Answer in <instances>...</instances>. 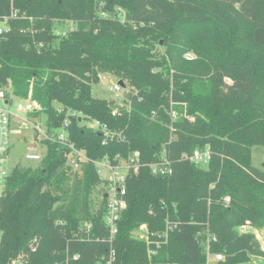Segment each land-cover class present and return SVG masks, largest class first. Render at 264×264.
I'll return each mask as SVG.
<instances>
[{"label": "trees", "instance_id": "1", "mask_svg": "<svg viewBox=\"0 0 264 264\" xmlns=\"http://www.w3.org/2000/svg\"><path fill=\"white\" fill-rule=\"evenodd\" d=\"M11 9L20 13L0 34V89L31 104L29 118L42 114L48 130L67 118L86 160L71 170L69 149L43 140L35 167L9 170L0 264L74 254V264H94L105 255L106 198L91 205L104 188L95 162L129 153L141 166L126 178L114 264H205L208 234L221 264L264 259L255 235L238 229H264V171L251 161L264 144V0H0V18ZM100 73L122 80L127 98L94 97ZM171 108L182 115L172 120ZM85 118L116 135L103 143ZM204 147L211 156L201 167L189 155ZM162 153L170 175L149 169ZM86 221L90 239H81ZM140 225L146 238L135 233Z\"/></svg>", "mask_w": 264, "mask_h": 264}, {"label": "built area", "instance_id": "2", "mask_svg": "<svg viewBox=\"0 0 264 264\" xmlns=\"http://www.w3.org/2000/svg\"><path fill=\"white\" fill-rule=\"evenodd\" d=\"M18 9H11L9 16H4L0 18V34L4 32L7 28L6 22L9 18L17 17L19 15ZM111 91L120 92L125 89V85H121L119 80L115 82L111 87ZM6 89H0V197L2 196L5 180L9 173L6 168V159L9 152V138L12 132L20 130L24 127L23 123L29 124L39 138L38 141L42 142L47 140L53 143H57L61 146H66L69 149L67 164L71 167V170H79L81 167V162L86 160L83 151L75 148L68 139L67 125L69 120L66 118L62 124L53 130H48L45 118L44 122L41 124V119H30L28 112L31 108V104H28L25 100L8 97ZM18 112H24L25 117H20ZM117 108H114L111 112L115 115ZM71 116H79L83 118L81 112L69 111ZM182 114L176 109L171 108L170 116L172 120L177 119ZM18 119L17 124L13 126V119ZM84 124L90 128L100 130L103 136V143L108 139H111L113 135H116L106 129V127L101 124L98 120L85 118ZM43 156V152L29 151L25 153V157L31 160H40ZM211 156V150L209 147L197 148L189 155L191 162L197 165H205ZM97 167V172L99 177L104 183V188L100 191V200L104 197L106 202L104 205L103 212V224L107 229V240L110 243V248L105 255H102L94 264H114L115 262V249L112 246L113 239L117 233V222L120 218L121 212L126 206V178L130 173H136L141 166V162L136 153H129L125 158H120L118 155L114 156L113 161L107 158H103L95 162ZM149 169L154 175H170L173 171L170 160L162 153L158 160L150 162L148 164ZM99 200V201H100ZM248 227L247 224L239 226L242 232ZM92 228V223L89 221L83 222L79 227L78 233L81 239H90L89 232ZM171 227L167 226V229ZM141 230L145 236V225H141ZM165 235V233H164ZM209 241H215V236L208 234L207 243V254ZM159 243L157 242V246ZM154 251L148 250V256L151 257ZM78 255L74 254L72 258L65 259L64 262H59L56 264H74L73 260L77 259ZM216 260L223 259L221 253L214 254ZM25 260H19L18 262H13V264H24Z\"/></svg>", "mask_w": 264, "mask_h": 264}, {"label": "rangeland", "instance_id": "3", "mask_svg": "<svg viewBox=\"0 0 264 264\" xmlns=\"http://www.w3.org/2000/svg\"><path fill=\"white\" fill-rule=\"evenodd\" d=\"M62 30H65V28H62ZM189 55V54H187ZM187 58H190V56H187ZM118 79L114 77L113 75L109 73H100L99 75V81L98 83L94 84L92 86V95L94 97L99 98H105L110 99L115 102H119L120 100L127 98L126 92L127 87L123 89L120 92L111 91L109 87H111L115 82H117ZM184 109V105L181 107ZM20 117H25L24 112H18ZM41 124L44 122V116L41 114L40 118ZM18 119H13V126L17 124ZM24 127L20 130H16L15 132H12L10 134L9 138V152L6 159V168L7 170H10L13 166L20 164L22 166L26 167H35L38 164V160H31L27 159L25 157V153L29 151H38V152H44V145L42 142L38 141L39 138L37 135L35 136L34 129L27 123H23ZM260 138V137H258ZM256 138V142H259V139ZM254 141V142H255ZM251 161L252 164L264 171V144L257 143L253 146L251 150ZM201 166V165H200ZM203 167V165L201 166ZM100 192L95 191V193L91 196V205L92 207H97L99 200H100ZM252 232V229H248V227L245 228L243 232ZM239 232H242L239 229ZM136 235L139 238H143V232L141 230V225L138 227V230H136ZM253 233V232H252ZM255 237L258 236L257 240L259 241L260 247L263 250L264 249V229L259 228V232L256 231V233H253ZM264 251V250H263ZM223 256V253H221ZM224 257V256H223ZM262 260L260 257H252L251 261L248 263H241V264H256L260 263ZM222 261V259L220 260ZM220 261H217L214 257L213 253L207 254V261L205 264H221Z\"/></svg>", "mask_w": 264, "mask_h": 264}, {"label": "crops", "instance_id": "4", "mask_svg": "<svg viewBox=\"0 0 264 264\" xmlns=\"http://www.w3.org/2000/svg\"><path fill=\"white\" fill-rule=\"evenodd\" d=\"M249 228L252 229V232H253V233H256V231L259 232V229H257V228H253V227H249V226H248V229H249ZM256 238H258V236H257ZM263 250H264V249H263ZM217 261H219V260H217Z\"/></svg>", "mask_w": 264, "mask_h": 264}, {"label": "water", "instance_id": "5", "mask_svg": "<svg viewBox=\"0 0 264 264\" xmlns=\"http://www.w3.org/2000/svg\"><path fill=\"white\" fill-rule=\"evenodd\" d=\"M119 83H120L121 85H124V83H123L122 80H119ZM64 112H66V109L64 110Z\"/></svg>", "mask_w": 264, "mask_h": 264}]
</instances>
